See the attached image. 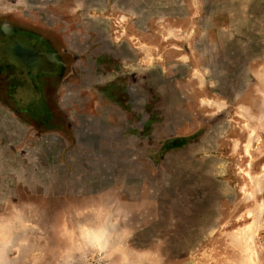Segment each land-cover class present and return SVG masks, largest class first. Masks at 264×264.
I'll use <instances>...</instances> for the list:
<instances>
[{"label": "rangeland", "instance_id": "1", "mask_svg": "<svg viewBox=\"0 0 264 264\" xmlns=\"http://www.w3.org/2000/svg\"><path fill=\"white\" fill-rule=\"evenodd\" d=\"M59 259L264 264V0H0V264Z\"/></svg>", "mask_w": 264, "mask_h": 264}, {"label": "crops", "instance_id": "2", "mask_svg": "<svg viewBox=\"0 0 264 264\" xmlns=\"http://www.w3.org/2000/svg\"><path fill=\"white\" fill-rule=\"evenodd\" d=\"M100 231H103V229H99V230H94V229H93V231H92L93 234H92V236H91V240H92V241H96L97 245H100V244H99V242H98L97 235H96L95 233H99ZM72 256H73V255H72ZM72 256L68 255V259H67V261L71 260V257H72ZM64 260H65V261H64ZM64 262L66 263V259H63V260H62V259H59V261H58L59 264H64Z\"/></svg>", "mask_w": 264, "mask_h": 264}, {"label": "flooded vegetation", "instance_id": "3", "mask_svg": "<svg viewBox=\"0 0 264 264\" xmlns=\"http://www.w3.org/2000/svg\"><path fill=\"white\" fill-rule=\"evenodd\" d=\"M10 39H11V37L9 36V37H8V40H10ZM10 42H11V41H10ZM7 43H9V41H8ZM7 43H6V44H7ZM12 43H14V42H12ZM15 43H16V41H15ZM16 45H17V46H16L15 48H16V50H17V54L20 55V56L22 57L23 55L20 54V53H18V50H19L18 43H16ZM20 47L23 48L24 46H23V47L20 46ZM25 47L27 48V46H25ZM13 52H15V54H16V51H13ZM22 58H23V57H22Z\"/></svg>", "mask_w": 264, "mask_h": 264}, {"label": "built area", "instance_id": "4", "mask_svg": "<svg viewBox=\"0 0 264 264\" xmlns=\"http://www.w3.org/2000/svg\"><path fill=\"white\" fill-rule=\"evenodd\" d=\"M90 264H97V262L96 261L95 262L92 261Z\"/></svg>", "mask_w": 264, "mask_h": 264}, {"label": "water", "instance_id": "5", "mask_svg": "<svg viewBox=\"0 0 264 264\" xmlns=\"http://www.w3.org/2000/svg\"><path fill=\"white\" fill-rule=\"evenodd\" d=\"M24 50L27 51V49H25V48H24ZM23 55L25 56L26 54H23ZM26 56H27V55H26ZM23 58H24V57H23ZM26 61H27V59H26Z\"/></svg>", "mask_w": 264, "mask_h": 264}]
</instances>
